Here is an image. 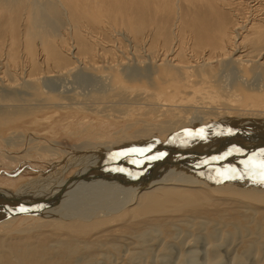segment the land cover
Listing matches in <instances>:
<instances>
[{
	"label": "bare ground",
	"instance_id": "obj_1",
	"mask_svg": "<svg viewBox=\"0 0 264 264\" xmlns=\"http://www.w3.org/2000/svg\"><path fill=\"white\" fill-rule=\"evenodd\" d=\"M110 7L118 11H132L135 8L138 10L137 15L142 18V23L129 24V30L134 34V38L131 39L135 45L146 48L147 59L146 64L142 63L143 67L141 66L143 71L141 80L134 81L136 78L133 77L131 78L134 80L127 79L125 72L128 65L124 67L127 62L123 58L120 60V56L118 57L120 61L116 62L117 54L111 52L114 51L113 48H116L117 43L114 45L110 41L112 44L107 45H114L113 48L110 47L112 50H108L110 54L107 52L109 55L116 54H112L111 58L108 54L105 55L106 52L99 53L97 50L99 48L94 45L96 38L88 36L90 38L88 39V32L85 33L86 29L82 28L81 20L77 17L78 10L93 13ZM199 9L205 11L201 14L203 15L201 18L193 12ZM212 17L213 20L209 21ZM4 30L8 44L5 42L7 47H2L0 53L3 57L0 59V98H2L0 114H13L30 106L44 108L43 112L46 113L44 117L37 114L30 117V120L24 121L32 126L30 128L38 131L46 128L56 117L57 114L52 112L53 108L60 110V113L68 112L70 109L82 112L86 114L84 121L89 119V114L96 113L98 117H113L114 120L126 121L128 125L120 131L121 137L122 139L134 137L136 146L142 144L141 140L145 137L152 136L154 131L161 135L193 127L205 131L203 137L195 135L200 130L198 129L192 132V136L184 135L185 137H181L171 147L151 150L146 155L153 156L160 153L165 155L160 159L144 160L142 164H134L132 163L134 158L127 160L125 156H122L123 161H115L111 155L120 150L116 151L113 146L107 144L101 146L102 149L81 147V150L74 152L47 145L38 138L30 137L29 142L35 143L32 148L29 147L30 149L10 151L6 148V154H10L11 158L15 156V159L31 156L33 151L38 154L53 155L65 153L66 157L56 164L66 165L61 170L63 176L60 175L61 179L56 183L52 182L53 175L50 174L48 179H44V176L26 181L28 185L18 187L19 190L15 192L10 188L0 187V196H3L0 197L2 211L8 209L14 213V208L21 206V203L45 206L43 210L28 213L26 216L15 212L9 217H2L3 212H0V229H10L19 218H22L25 219L23 223L30 220L29 222L36 223L35 226L39 224L56 230L67 228L73 223L85 224L90 221H93V225L94 222L97 225L102 223L100 225L104 229L106 226L108 230V225L112 224L111 227L114 228L113 224L119 225L125 222L123 217L127 216L126 220L130 221L131 227L130 232L125 233L124 236L132 237L142 245L148 243L150 233L155 237L157 233L155 235L156 231L152 233L149 229V233L146 234L147 230L143 232L140 230L141 225L155 226L163 233L166 231L165 236L166 233L171 232V229L176 231L177 225L182 226L184 223L187 225L186 223L191 220L196 222L200 217L204 219L203 223L197 224L195 229L203 232L208 229L209 223L214 222L213 227L219 232L210 230L212 239L217 236L215 233H219L217 238L223 237L224 241L227 237L238 236L242 237V240L245 238L246 245L244 244L245 247L241 249V256L237 255L239 259L234 257L236 261L238 260L237 263H241L246 255L251 256L252 252L255 255L257 253V257L264 256V188L253 189L243 183L240 184L241 180L238 181L239 183L233 181L234 184H239L237 188L234 186L225 188L223 185L213 188V191L177 186L198 180V183L214 186L219 181L227 179L223 173L229 168H236L238 170L236 176L237 174L242 176L245 165L241 162L264 149V0H0V32L2 31L3 34ZM66 34L67 36L71 34L70 36H74L73 39L79 42L80 54L74 56L76 60L68 58L70 52L66 54L65 49L62 48L61 42L64 40V35L66 38ZM72 46H69V50ZM120 49L123 50L122 45ZM125 49L127 47L123 51L127 58L129 49L127 52ZM138 51L139 49L135 48L132 53L139 57ZM104 56L114 62L109 60L110 63L105 65L108 58H105L107 61L103 63ZM77 61L87 65L84 66L86 68L100 70V75L96 76L105 77L109 89L103 91L104 93L92 92L87 97L65 95L66 97L61 96L57 102L54 101L60 93L57 96L52 94L43 101L44 105L39 106L34 96L36 93L41 95L48 93L43 88L42 79L43 73L49 74L48 71L42 68L40 71L39 68L45 64L48 67L55 65L58 70L54 68L57 70L54 77L63 72L68 73L72 70L74 72ZM213 61L216 62V66H211L210 62ZM21 65H24V68L26 66L24 71L19 72L25 76H22V83L17 71ZM137 66L135 65L136 68ZM78 67L80 66L77 65ZM133 68L129 71H133ZM75 71L79 72V70ZM231 71L234 73L233 76L230 74ZM52 74L49 75L50 78ZM53 80L55 79L51 81L54 82ZM92 80L94 82V78ZM58 81L62 84L61 80ZM63 82L65 83L66 80ZM19 84L25 86V90L30 94L29 98L25 99L20 91L18 92L16 87ZM204 110L207 116L200 114L205 112ZM51 112L52 114L49 115ZM154 114H157V119ZM209 118L211 120H208ZM15 120L17 117L0 123L6 124ZM138 125H142L141 130L136 129ZM219 126H224L226 130L218 128ZM133 128L135 129L132 130ZM22 138L24 139V136ZM154 139L152 141H158ZM133 147L135 149V146H131L122 151H129ZM236 148L241 151H235ZM229 151L231 155H226L222 160L212 159ZM84 162L86 164L81 166L80 163ZM73 167L78 169L71 178L62 180L69 168L72 170ZM120 168L125 171H118L117 169ZM57 176L58 173L55 172V178ZM186 178L194 180H186ZM251 212L261 215L255 216ZM158 234L161 237L162 233ZM184 243L187 246V243ZM209 243L213 242L209 241ZM216 243H213L214 247ZM179 244L176 245L179 247ZM188 247L193 248V246ZM87 248L86 246L85 249ZM220 248H218L219 253L215 251L219 256H221ZM43 249L45 251V247ZM22 251H19V257L18 255L16 257L19 263L32 264L34 259L29 260V257L33 251L36 260L35 248L27 245ZM47 251L46 249L45 252ZM43 258L44 256L37 260L44 261ZM46 259L48 262L49 257ZM135 259L132 260L134 263ZM7 264L12 263L8 261ZM125 264L132 262L126 261Z\"/></svg>",
	"mask_w": 264,
	"mask_h": 264
},
{
	"label": "rangeland",
	"instance_id": "obj_2",
	"mask_svg": "<svg viewBox=\"0 0 264 264\" xmlns=\"http://www.w3.org/2000/svg\"><path fill=\"white\" fill-rule=\"evenodd\" d=\"M119 10H121V8ZM137 11L138 10L135 8H133L132 11H126V10L118 11L115 8L110 7L107 10L103 9L102 11H95L93 13H88L85 10H78V14H77V17L81 20L82 28L86 29L85 33L88 32L87 37L90 36V38H94V39L96 38L94 40V45L96 44L95 45L96 48H99V49H97L99 53L102 52V54H103V52L104 53L106 52L105 55L107 56V54L109 53L108 50L113 48L114 45L117 43L116 44L117 49L115 47L113 48V50L115 52L111 51L113 53H116L117 55L113 54V53L112 54L116 55L117 57H115V56H113V57H115V60L117 59L116 62H119L122 58L124 59V61L127 62V63H125L126 65H124V67L126 68L127 65L129 67L127 66L125 74L127 76V79L130 78V80H134L131 77L136 78V80H134V81H138V80L142 79V77H143V74H142L143 71H141L142 67H143L142 63L146 64L145 60L147 59V57H145L146 48H143L142 46L139 48L138 46L135 45V43L133 42V39H131V38H134V34L132 33L131 30H129V24L131 22L135 23V24L142 23V18L137 15ZM193 12L196 13V16L198 15L199 18H201L203 16V15H201L202 13L203 14L205 13L204 9L193 10ZM94 16H96V17H94ZM71 18L73 19V16ZM211 20H213V17L211 19H209V21H211ZM62 25L65 27L64 23ZM112 28L114 31L112 30ZM5 33H6V30H4L3 34H2V31L0 32V37L1 38L3 37L2 40L0 38V40H1L0 41V46H1L0 47V53H1L2 47L5 48V47H7L6 45L8 44V41L5 40V35H4ZM117 33H120V34H117ZM96 34L99 35V36L97 35L98 38H97V36L93 37ZM121 34H123V36ZM127 34H129V36ZM70 35L71 34H68V36H67V34H66V38L64 35V40H62L61 44L63 46L62 48L65 49L64 52H66V54H68L70 52V54H68L67 57L68 58L70 57L71 59L74 60L76 58L74 56H78L80 54V46H79V42L77 41V39L76 40L73 39L74 36L71 37ZM116 35H117V38H119L118 36H120L119 40L117 38H115ZM69 36H70V38H69ZM128 37H130V38H128ZM90 38L88 37V39H90ZM128 39H130V40H128ZM110 41L114 45L109 44V46H107L108 43H111ZM1 42H3V44L6 42L7 44L5 43L3 45ZM68 44H69V46L70 45L72 46V44H73V46L70 47L71 48L70 50H69V46L67 47ZM118 44H119L120 48L122 45L123 50L120 48L118 49V47H119V46L117 47ZM74 45L75 46L77 45V46L75 47ZM124 45H126V47H127V49H125L126 52L129 49L128 50L129 54H128L127 58L125 56L126 53L124 54V52H123L124 48H126V47H124ZM135 48L139 49V51L137 52L140 55L139 57H137L136 55H134L132 53L135 50ZM101 50H103V51H101ZM118 50H121V52H123L124 55H122V53ZM75 54H77V55H75ZM118 54H120V55H118ZM111 55H109L108 57L111 58ZM1 57L2 56L0 55V59H1ZM108 57H105V56L103 57L104 58L103 63H105L107 61L106 59ZM118 57L120 60H118ZM103 58H100V60H102ZM109 58H108V62H106L105 65H107L110 62H114V60L112 61ZM2 59H3V57H2ZM109 60H111V61L109 62ZM79 63H80L79 61L76 62V64L80 67L77 68V65H76V69H74V72H72L73 70L68 72V73L63 72L66 75L65 76V75H63V73L61 74L60 72H62V71H60L59 72L60 74L58 73L59 75L54 76L55 78L53 77V75H54V73L56 74V72L58 70V68L55 65H52V67H48L45 64L46 66L44 65V66L39 68L40 71L42 68V70H44V71L46 70L49 72V74L43 73L44 75L43 74L42 75L44 77H43V79L41 78L42 82H43L42 83L43 88H44V90L46 89L45 91H48V93H44V95H41L40 93H36L34 96V98H36L39 106L44 105L43 101H46L47 98L50 97V95H52V94H56V96H57L58 93H60V96L58 98H56L57 100L54 101V102H57L60 100L61 96L67 95V97H68V95H70V96L71 95L72 96L73 95H80L82 97L83 96L87 97L92 92L104 93L109 89V88H107L108 87L107 79L105 77L102 78V77L96 76V75H100V73H101L100 70L94 71L93 69H89V67H87V68L84 67L87 65H85L83 63H80V64ZM210 64H211V66H216V62H214V61L210 62ZM135 65L136 66L138 65L137 68L135 67ZM20 67H19V69L17 68L18 73L21 72L20 70L24 71V69L26 68V66L24 68V65L21 67L23 69H21ZM81 67L84 70L81 69ZM139 67H141V68H139ZM54 68L57 70H55ZM132 68H133V71H131ZM129 69H131V70L129 71ZM75 70H79V72L78 71L76 72ZM139 71H141V73H138ZM52 72H53V74H52ZM136 72H137V75L139 74L138 77L136 75ZM19 74H20L19 76H21L20 77L21 79L19 78L21 81L22 78L25 76L22 73H19ZM51 74H52V76L50 78L49 75H51ZM87 74H89V75H87ZM129 74L131 76H129ZM230 74L232 76L234 75V73L232 71L230 72ZM56 77L58 80H61L62 84L64 83L63 82L64 80H66V82H68V83L65 82L66 84L64 83L63 84L64 86H62V84H60V81H58L56 79ZM44 78H46V79L44 80ZM93 78H94V82H92ZM52 79L56 80V84H55V80H53L54 82L51 81ZM100 80H101V82H100ZM44 81H46L45 82L46 85H45ZM102 81L104 82L105 85L102 84L103 83ZM21 83H22V81H21ZM58 84H60V85H58ZM24 87H23V84H19V86H17L16 89L18 90V92L20 91L19 93L26 99V98L30 97V94L27 93V91L25 90ZM54 87H56V88H54ZM38 89L40 91V88H38ZM22 90H24V91H22ZM99 90H101V91L99 92ZM1 100H2V98H0V102H1ZM247 105H245V106H247ZM24 107H27V106H24ZM52 110H53L52 112L57 114L56 117L53 118V121L51 119V121H52L51 124H49L46 128H44L43 130H38V131L30 128L32 126L29 125V123H24V121L27 119L30 120V117L37 115V114L44 117L46 115V113L43 112V111H45L44 108L40 109V108H35L33 106H30L29 108H23L21 110L15 111L13 114H10V113H4V114L1 113L0 114V122H3L6 120H9L11 118L17 117V120H15V121H12V122H9L6 124L0 123V187H4V188H8V189L10 188L12 191L15 192V191L19 190L18 187H26L28 185V184L26 185V181L31 180L33 178H41V177L45 176L44 179H46V178L48 179V175L51 174V175H53V181L52 182L56 183L61 179V176H63L61 170L64 169V166L66 164H59V166H57L56 163L61 162L62 159H64V157H66L65 153L53 155L50 153L38 154L37 152L35 153V151H33L31 156L20 157V158L16 157V159H15V156H14V158H11L10 154H6L7 153L6 150L8 148L10 151H15V150L20 151V150L27 149L29 147L32 148L35 143L29 142L30 137L31 138L32 137L38 138V140H40L41 142H44L47 145H52L53 147L56 146V147L61 148L63 150L74 151V152H76V151L78 152L82 148L83 149H86V148L87 149H99V148L102 149L103 147H101V146H104L106 144L109 146L111 145V147L113 146L114 149H116V151L126 150V149L130 148L131 146H135V148H139L140 145H141L140 148H145V147L151 146V150L154 151V149L158 150V149H165V148L171 147V145H173L177 141H179L181 139V137H185L184 136V135H186L185 130H190L191 132H193L194 130L202 129V128L193 127V128H189V129H183L180 131H176L172 134L170 133V134H166V135H161L159 132L154 131V134L152 135L153 138H152V136H149L150 139L148 137H145L147 139H145V138L142 139L141 140L142 144H138L137 146H139V147H137L135 145L137 143H135L136 141H135L134 137H131V138L128 137L127 139H122L123 137H121L122 132H120V131H122L123 128L127 127V125H128V123L126 121L114 120L113 117H98V114H96V113L89 114L88 115L89 119L87 121H84L85 120L84 116L86 114L79 112L77 110L70 109L68 112L66 111L63 113H60V110H58L56 108H53ZM52 112L49 113V115H51ZM200 114L207 116L206 111L201 112ZM76 115H78V117H75ZM12 116H15V117H12ZM154 116H156L155 119H157V117H158L157 114L156 115L154 114ZM148 117L149 116L147 115V118ZM208 120H211V118H209ZM92 121H93V123H92ZM115 121H117V122H115ZM140 126L142 127V125H138V127H136V129L141 130L142 128ZM205 126L208 127L207 124H205ZM218 128H220L222 130H226L224 126H219ZM134 129L135 128H133L132 130H134ZM132 130H131V132L135 133V131H132ZM23 136H24V139L22 138ZM37 136H39V137H37ZM133 138H134V140H133ZM151 138H152V140L155 138L154 140H156V141L158 140V141L154 142L151 140ZM8 139H10V141H12V142H8L9 141ZM148 139H149V141H148ZM245 140H247V139H245ZM145 141L149 142V143L145 144L144 143ZM8 143L13 144V146H10ZM44 143L42 145H44ZM97 145H98V147H97ZM129 145H130V147H128ZM85 146H88V147H85ZM10 147H11V149H10ZM91 147H93V148H91ZM111 149H113V148H111ZM133 149H134V147H133ZM14 155H15V153H14ZM130 155L125 156V157H127L126 158L127 160H131L132 158H134V160L142 159L138 154L131 153ZM137 156H139L140 159ZM121 159H123V158L120 157V158L114 159V160L115 161L116 160L123 161ZM111 161H112V159H111ZM132 161H133V159H132ZM80 164L82 166V164H86V162L80 163ZM77 169H78L77 167H73L72 170L69 168V170L66 172V174L62 180L71 178V176L75 173V171ZM55 172L58 173L57 177H59V178H57V177L55 178ZM237 175L238 176H236L235 178H232V179H228V178L223 179V180L219 181L218 184H216L214 186L213 185H207L204 183H198L199 180L194 181V182L181 183L180 185H177V186L183 187V188L209 189V191H213L214 190L213 188L221 187L223 185H224L223 187H225V188H228L230 186H234L235 188H237V187H239L238 183L240 182V184L243 183L244 185H247L248 187H251V188L253 187V189L257 188L256 190H263L264 184L256 182V180L253 179L252 175H246V174L245 175L243 174L242 176L239 174H237ZM186 180H194V179L186 178ZM239 180H241V181H239ZM233 181L234 182L239 181L237 183L238 185L234 184ZM86 182L91 183L90 181H86ZM21 184H23V185H21ZM0 203H1V200H0ZM251 213L254 214V212H251ZM19 215H25L26 216L27 214H19ZM254 215L260 216L261 214L256 213ZM25 216H21V217H25ZM123 218L125 219V222L122 221L123 223H121L119 225L113 224L115 226L114 228H112L111 227L112 224H110V225H108V230H106V226L104 229V227L102 225H100L102 223L97 225L96 222H94V225H93V221H90V222L85 223V224L73 223V224H70L67 228H63V229L61 228L59 230H56V229L48 228V227H45V226L39 225V224L37 226H35L36 223L35 222L31 223V222H29L30 220H27L23 223V221L25 219L22 220V218H19V220L20 219L21 220L20 221L18 220L17 222H15V224L12 228L0 229V262H1L0 264H2V263L7 264L8 261L11 262L12 264H23V262L19 263V261H17L18 258H16V257H17V255L19 257L18 252L22 251V248L26 247L27 245L35 248V251H37L36 255L38 256V258L44 256L43 260L45 259L44 261H42V259L40 261H38L37 260L38 258L36 256V260H35V254H33L34 253V251H33V253L30 254L31 257H29V260L34 259L32 264H44V262L46 264L47 263L48 264H55V262H56V264H125L126 261H130V262H132V264H182V263L183 264H211V263H214V264H233V263L234 264H264V256L260 255L257 257L258 254L256 253V255H255L253 252H252L253 254L250 253L251 256L248 254L245 257H243L241 263L240 262L237 263L238 260L236 261V259H239L238 257H240L242 254L241 253L243 250L242 247H245V245H246L244 243L245 238L242 240V237H238V236L232 237V238L227 237V238H225L226 245H224L225 244L224 238L223 237H221V238L219 237V239L217 238L219 233H215V234H217V236H215L214 239H212L210 234H209L210 230L216 231V229H217V228L215 229L213 227L214 222L209 223L208 229L203 231L205 234L203 232H199L195 229L197 224L199 225V224L203 223L204 219H201L200 217L197 218V220H196L197 223L195 222V220H191L192 222L191 221L189 222L191 224V226L189 223H186L188 226L185 225V223L182 224V226L177 225L176 231H175V229L174 230L171 229V232L166 233L165 236H164V233L166 231L163 233L159 229H158L159 230L158 231L157 227H155V226L148 225L149 227H147V226L141 225L142 228L139 227L140 230H142V232L147 230L146 234L149 233L148 230L150 229V231L152 233H154L153 231H156L155 235L157 233V236L159 235L158 233H162V235H163V236L161 235V237H160V235L158 237L157 236L155 237L154 235L152 236V234L150 233L149 236H150L151 240L149 238L147 240L148 243L145 242V244L142 243V245H139L137 240L135 241L132 237L124 236V234L129 231V228L131 226H130V221L126 220V219H128V217L124 216ZM28 219H30V218H28ZM210 224H212L211 225L212 227L210 226ZM75 226H78V227H75ZM221 226L222 225H219V227H221ZM117 227H119V228H117ZM152 227L154 230H152ZM109 228H111V229H109ZM192 228H194V230H192ZM113 229H117V230L112 231ZM178 229H179V231H177ZM221 229L225 230V228H222V227H221ZM215 231H213V233ZM198 232L200 235L198 234ZM216 232H219V231H216ZM136 237H138V236H136ZM146 237H148V235ZM226 239H228V240H226ZM248 240H249V237H248ZM209 241H212L213 243L217 242L215 247L213 246V243L211 244V243H209ZM151 242L153 243V245ZM184 242L187 243V246L185 245ZM59 243H61V244H59ZM146 243L149 246H147ZM176 244H179L180 248ZM182 244H183V246H182ZM209 244H211V245H209ZM19 245L21 248L19 247ZM172 245L174 247H172ZM217 245H219V247H217ZM41 246H43V247H41ZM86 246L88 247L87 249H85ZM188 246H193V248H189ZM44 247H45V251L47 249L49 252L50 251L51 252L50 253L48 251H47L48 253L45 252L43 249ZM83 247H84V249H83ZM146 247L147 248L149 247V248L146 249ZM183 247H184V249H183ZM37 248H38V250H37ZM218 248L221 249L219 251H220V255L222 257L216 254V252L219 253ZM149 249H152V250H149ZM16 250H18V251H16ZM189 250H190V252H189ZM40 251H42V252H40ZM194 251L196 254L194 253ZM9 252H10V254H9ZM180 253H182L183 255H181ZM69 254H71V255H69ZM45 255L47 258L49 257V259L52 258V256L54 258H52L50 260L48 259V262H47ZM171 255H172V257H171ZM237 255H238V257H237ZM135 257H136V259H135ZM219 257H221L220 260H218ZM260 257H261V259H260ZM129 258H130V260H129ZM257 258L260 260H258ZM133 259H135V263H134V261H132ZM213 259H214V261H213ZM233 260L235 262H233ZM121 261H122V263H121ZM50 262H52V263H50ZM215 262H217V263H215Z\"/></svg>",
	"mask_w": 264,
	"mask_h": 264
},
{
	"label": "snow or ice",
	"instance_id": "obj_3",
	"mask_svg": "<svg viewBox=\"0 0 264 264\" xmlns=\"http://www.w3.org/2000/svg\"><path fill=\"white\" fill-rule=\"evenodd\" d=\"M204 131H205L204 129H200L197 133H195V135L203 137ZM185 132L188 136L193 135V133L190 130H185ZM234 150L241 151V149L239 148H236ZM149 152H151V146L145 147V148H135L129 151L115 152L112 154V159H118L122 156H128L130 153H134V154H138L142 159L133 160L132 163L142 164L144 160L160 159L162 158L163 155H165V153H160L159 155H153V156L146 155ZM226 155H231V151L221 156H214L212 157V159L222 160L225 158ZM205 163H208V161H205ZM241 163L245 165L244 174L252 175L253 179L256 180V182L264 184V149H261L259 153H254L248 160L242 161ZM117 170L125 171V169L123 168H120ZM237 172L238 170L236 168H229L225 171V173H223V175H225V178L232 179V178H235ZM19 210L26 211L27 209L21 207Z\"/></svg>",
	"mask_w": 264,
	"mask_h": 264
},
{
	"label": "water",
	"instance_id": "obj_4",
	"mask_svg": "<svg viewBox=\"0 0 264 264\" xmlns=\"http://www.w3.org/2000/svg\"><path fill=\"white\" fill-rule=\"evenodd\" d=\"M30 204H28V203H21V206H16L14 209H15V212H20L21 214H30V213H34V212H39V211H41V210H43L44 208H45V206H29ZM21 207H23V208H25V209H27L26 211H20L19 209L21 208ZM0 212H3L2 213V217L4 216V217H9V216H11L12 215V210H8V209H4L3 211L2 210H0ZM14 212V213H15ZM13 213V214H14Z\"/></svg>",
	"mask_w": 264,
	"mask_h": 264
}]
</instances>
